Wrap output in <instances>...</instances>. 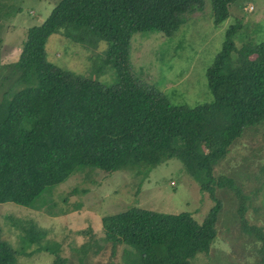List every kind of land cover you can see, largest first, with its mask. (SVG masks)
Instances as JSON below:
<instances>
[{
	"label": "trees",
	"instance_id": "16d2710c",
	"mask_svg": "<svg viewBox=\"0 0 264 264\" xmlns=\"http://www.w3.org/2000/svg\"><path fill=\"white\" fill-rule=\"evenodd\" d=\"M204 1L59 0L41 25L29 28L18 60L3 77L14 82L0 100V203L57 216L52 189L77 171L148 169L177 159L214 201L204 220L187 211L132 206L102 218L104 238L113 250L128 247L126 264H192L197 254L207 253L222 207L216 187L230 182L215 179L214 169L247 131L264 128V42L238 47L242 25H230L206 69L212 98L195 106L172 104L132 71L130 61L134 34L170 38L201 12ZM210 2L218 26L236 0ZM55 34L87 50L105 43L114 82L50 62L45 46ZM256 235L264 245V229L257 227ZM41 236L29 230L24 246ZM18 253L0 227V264H16ZM50 253L51 264H65L56 250Z\"/></svg>",
	"mask_w": 264,
	"mask_h": 264
},
{
	"label": "rangeland",
	"instance_id": "374dc122",
	"mask_svg": "<svg viewBox=\"0 0 264 264\" xmlns=\"http://www.w3.org/2000/svg\"><path fill=\"white\" fill-rule=\"evenodd\" d=\"M59 0H0V100L14 79L3 80L19 57L26 31L39 26ZM231 14L214 25L210 0L199 14L172 37L134 34L131 39L132 71L162 91L172 104L195 106L209 102L206 69L221 50L225 33L239 20V47L248 41L264 42V0H236ZM47 59L57 66L104 84L114 82L111 64L105 60L106 44L93 50L63 36L49 37ZM15 78V77H14ZM19 86L15 85L14 89ZM215 179L230 181L216 187L221 201L217 237L207 253L192 264H264V245L256 235L264 229V128L247 131L214 169ZM226 184V183H225ZM49 199L57 216L45 210L0 203L2 238L17 254L16 264H51L56 250L65 264H126L124 250L104 238L102 218L128 207L177 214L187 211L201 223L214 205L207 191L190 176L180 160L170 159L148 169H121L106 173L84 168L52 189ZM242 207L241 214L239 208ZM29 230L41 234L37 243L24 246ZM245 230H248L247 232ZM127 264H132L128 262Z\"/></svg>",
	"mask_w": 264,
	"mask_h": 264
}]
</instances>
